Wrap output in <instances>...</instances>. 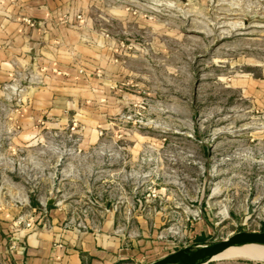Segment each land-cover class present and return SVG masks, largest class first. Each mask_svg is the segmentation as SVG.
<instances>
[{
	"label": "rangeland",
	"instance_id": "obj_1",
	"mask_svg": "<svg viewBox=\"0 0 264 264\" xmlns=\"http://www.w3.org/2000/svg\"><path fill=\"white\" fill-rule=\"evenodd\" d=\"M49 199L105 203L137 264L264 231V0H0V241Z\"/></svg>",
	"mask_w": 264,
	"mask_h": 264
},
{
	"label": "crops",
	"instance_id": "obj_2",
	"mask_svg": "<svg viewBox=\"0 0 264 264\" xmlns=\"http://www.w3.org/2000/svg\"><path fill=\"white\" fill-rule=\"evenodd\" d=\"M28 12L42 21L35 28L26 26L29 35L24 37L22 47L9 46L13 57H17L19 50L26 57L35 51L43 54V2L39 10ZM88 209L82 200L49 199L32 222L22 227L11 226L7 242L0 241V264H137L141 249L135 241L129 246V240L113 227L121 223V218L105 203L99 204L94 212ZM237 257L244 260H227ZM216 260L221 262L215 264H264L241 256H222Z\"/></svg>",
	"mask_w": 264,
	"mask_h": 264
},
{
	"label": "water",
	"instance_id": "obj_3",
	"mask_svg": "<svg viewBox=\"0 0 264 264\" xmlns=\"http://www.w3.org/2000/svg\"><path fill=\"white\" fill-rule=\"evenodd\" d=\"M251 244L264 246V231L237 232L219 241L184 249L152 264H208L229 247Z\"/></svg>",
	"mask_w": 264,
	"mask_h": 264
},
{
	"label": "bare ground",
	"instance_id": "obj_4",
	"mask_svg": "<svg viewBox=\"0 0 264 264\" xmlns=\"http://www.w3.org/2000/svg\"><path fill=\"white\" fill-rule=\"evenodd\" d=\"M247 251H260L264 254V246L251 244V245H241V246H237V247H229L226 250H224L222 253L217 255L213 260H216L222 256H236L239 254L244 255V253ZM254 257H255V255H254Z\"/></svg>",
	"mask_w": 264,
	"mask_h": 264
}]
</instances>
